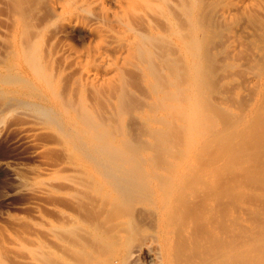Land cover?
Listing matches in <instances>:
<instances>
[{
	"label": "rangeland",
	"instance_id": "obj_1",
	"mask_svg": "<svg viewBox=\"0 0 264 264\" xmlns=\"http://www.w3.org/2000/svg\"><path fill=\"white\" fill-rule=\"evenodd\" d=\"M47 1L22 0V8H25L22 12L24 16L28 15V20L30 19V34L35 33L34 38L43 61H45L44 56L47 57L46 51L50 49L54 51L53 54L55 51L59 53L63 43H69L77 50L89 49L96 43L97 22L95 18L88 17L87 13L79 10L80 6L85 7L80 3L82 0H58L59 4L68 5L73 12L59 11L56 14L49 11ZM227 1L104 0L109 18H115L117 13L145 11L151 8V12L153 10L156 15L159 12L164 14V17L168 15L166 18L168 17L172 24V26L168 24V28V22L162 20L164 24L161 26L160 18L151 17V19L158 28L161 26L160 30L167 28L165 32L176 37V41L183 46V50L177 49V54L175 51L174 54L178 57L182 74L179 75L178 83H181L178 86L181 99L179 97L178 99L185 114L181 109L180 116L175 120L179 127L175 126V122L173 123L174 126L168 130L171 134L167 132L168 135L166 134L161 141L163 145L159 143L160 146L158 144L151 149L148 146L146 148L145 143L154 142V138L152 135H147L138 120L128 117L123 124V137L129 146H134L133 153L137 155L124 147L126 153L129 151L127 158L110 157L108 160L111 161L107 163L106 158L99 167L96 162L95 166L99 169L96 170L93 165L94 160L88 162L89 159L80 157L78 151L76 153L71 151V154L68 149L64 150L67 146L63 137L60 138L56 133V124L39 111V105L12 102L4 105L5 110L0 108V264H90L91 256L95 262L91 264H96L97 259L100 261L98 264H102L103 261L104 264L107 261L109 264H113V261L114 264H162L158 225L154 226L155 223L150 225L136 212L133 213L134 215L131 214L132 208L139 210L143 207H151L155 211H160L162 215L165 212L168 220L166 228L171 232L177 230V233L186 221L197 227L198 217L203 212L202 205L204 208L213 197L215 202L217 196L222 195L225 190L231 191L232 198L227 201L228 204L225 203L224 209L229 207L233 209L234 203H237L235 199L236 201L246 199V202L253 203V198H246L241 193L246 187L243 184L249 185L248 188L259 187L258 189L264 190L262 189L264 187V14L252 12L248 14L249 18L225 21L220 18L219 12L228 5ZM225 2L227 5L224 4ZM146 4L152 7L144 6ZM261 5L264 7V2ZM91 9L98 10L99 6L93 5ZM75 11L79 13L75 14ZM151 12L150 16L153 14ZM155 14L153 17H156ZM244 18L248 21L245 23L256 30V33L253 30L256 34L253 36L255 39L257 37L256 41L252 36L249 42L246 39L238 40L237 36H233L234 28L244 22ZM1 21L0 18V65L5 66L10 52L7 34L4 31L6 28ZM64 22L65 24H62ZM136 25L141 24H134L136 28L133 29L134 32L142 35L145 28L142 27L143 25L138 27ZM138 30L141 32H137ZM175 32L177 34H174ZM253 42L255 44H252ZM110 49L112 48H108L107 52L114 55L116 52L112 49L113 53ZM57 57L56 62H53V69L49 68L48 73L55 72L53 70L57 62L56 66L60 65V55ZM11 74L12 72L3 76L12 82L8 81L0 85V95L8 96L16 93L7 86L14 82ZM251 77L255 82L257 80V83L260 81L259 86L255 83L256 88L248 85ZM65 80L62 79L59 83V89L64 88ZM33 93L34 89H27L22 94L24 97H33ZM182 116L183 121L180 118ZM130 121L131 123L128 124ZM36 123L44 125V128L36 130L34 128ZM176 127L180 129L177 130ZM172 129L176 131L173 133ZM108 163H111L114 169L111 165L107 167ZM100 169H102L101 173L107 171L108 173H105L107 176L112 173L111 177L113 175L114 178L101 174ZM113 170L114 172L109 173ZM118 173L119 176L123 175L122 178L119 177L120 180L115 177ZM85 174L86 182L83 179ZM105 180L107 181L103 182ZM112 181L118 185L114 187ZM100 185L105 190L101 189ZM94 186L96 190L100 187L102 195L98 194L100 190L93 189ZM195 196L197 201L196 198L194 199ZM103 198L105 200L108 198L109 202H104ZM161 202L164 204L163 210ZM194 203L198 204L194 205ZM126 204L132 207L131 211ZM220 205L222 207L223 203ZM193 207H197L199 211L198 209L195 211ZM114 214L120 217L114 219L116 217ZM113 219L114 221H111ZM124 221L125 224L117 225L123 227L121 228L123 230L118 228L112 230L114 227L112 226L110 231L116 233L117 230L115 236L118 235L122 239L114 238L113 234L111 235L113 238H107L111 236L102 228H110L108 225L112 222L116 225ZM95 226L102 228L98 229ZM94 227L98 230H94ZM104 234L108 236L105 237ZM102 237H105L106 244L103 243ZM97 239L104 244L100 245L101 248ZM113 239L116 241L113 243L114 246L111 245ZM117 241H120L119 244ZM107 246L113 249L107 248L108 252L104 254L106 250L103 248ZM98 250H103L101 252L103 256L99 257ZM103 259H106V262Z\"/></svg>",
	"mask_w": 264,
	"mask_h": 264
},
{
	"label": "bare ground",
	"instance_id": "obj_2",
	"mask_svg": "<svg viewBox=\"0 0 264 264\" xmlns=\"http://www.w3.org/2000/svg\"><path fill=\"white\" fill-rule=\"evenodd\" d=\"M227 2H229L228 5L225 2L224 4H226L227 6L223 7L219 12L220 18L225 21L233 19L236 20V18L243 19V17H248V14H251L252 12H259L261 14H264V7H262L261 5L264 0H228ZM47 3L50 7L49 11L53 14H56L59 11L66 13L73 12L72 9L68 7V5L64 3L59 4L58 0H48ZM80 3L85 7H81L78 4V6L81 7H79V10L87 13L88 17L96 19V43L91 48L86 50H77L74 49L69 43H63L59 50V53L58 51H55V54H53L54 51L52 52L50 49H47V57L44 56L45 61H43L41 58L42 55L39 52V46L36 45V39L34 38L35 33L34 35L30 34V19L28 20V15L26 17L22 12V0H0V18L3 21L4 27L6 28L4 31L7 34V41L9 42L8 49L10 52L9 56H7L6 58V65H0V85H4L8 83V81L12 82L6 77H3L5 75H9L10 72H12L11 77L13 78V81L15 83L13 82L7 86L8 89L16 91V93H13L14 95H0V108H3L4 105L8 103L12 104V102H27V104L39 105V111L43 113L46 118L49 119L53 124H56V133L59 134L60 138L63 137L67 146L64 147V150L66 149L65 151H67L68 149L69 153H71V151H74L75 153L78 151V155L80 157H86L89 159L88 162L90 160H94V168L96 170H99L97 169L99 167V164L105 161L106 158L107 160L105 162L107 163L109 161L108 158L110 157L115 158L117 156H122L125 158L126 155L128 156L129 151L126 153V151L123 149L124 147L129 148L132 153L135 152L134 146H129L127 141L123 137V124L125 119L128 117L138 120L145 128L147 135H152V137L154 138V142H144L146 144V148L148 146V148L151 149L159 143L162 144V139L167 134L168 130H170V128L174 126L173 123L175 122L176 118L180 116L182 109V105L180 104L178 99L179 95L181 96V93L179 94L180 90H178V86L181 84H178L181 70L179 68L178 57L175 54H177L176 51L178 52L177 49L183 50V46L180 42L176 41V37H172L165 32V30L167 31L168 26L171 24V21H169L168 17L166 18V16L168 15L164 17V14L162 15L160 12L156 15L152 10L153 14L150 16L152 8L149 10L145 8V11H150L149 13L145 11L134 10L119 14L117 13L115 14V18H109L104 0H84V3L82 0V2ZM93 5H98L99 9L92 10L91 6ZM147 5L148 4L144 6ZM23 10H25V8ZM74 13L78 14L79 12L75 11ZM154 14L156 15V17H153ZM151 17L155 19L160 18L161 21L159 24H162L161 26H163L164 21H166V23L168 22L167 28H165L164 30H160L159 28L161 26L158 28V25L156 26ZM244 19V22H241L239 25H237L236 28H234L233 36H237L238 40L242 41V39H246L249 42V38L251 36L254 37L253 35H256L253 33L254 31L256 33V30L245 23V21L247 20L246 18ZM136 23L143 25L142 27L145 28L144 30L141 29L144 31L142 35L134 32L133 29H136L134 28V24ZM62 24H65V22ZM170 26H172V24ZM63 27L65 26L63 25ZM142 27H139V29ZM141 30H138L137 32H141ZM32 31L34 30H31V32ZM177 32H175L174 34H177ZM252 39H255V37ZM254 42L252 44H255ZM57 44H59V42ZM56 46L54 47L56 48ZM108 48H112L116 53L114 55H111L107 52ZM112 49L110 50L112 51ZM59 55L61 59L60 65H58L57 67V62L54 67L56 70H53L55 72L48 73L47 70L49 68L53 69V62L56 60L55 58H58L57 56ZM251 78L252 79L250 81L248 80V85H253L255 86L254 88H256L260 81L257 83V80L255 82V80H253V77ZM62 79H66V84L64 85L63 89H59V83L62 81ZM27 89H34L33 97L23 96L22 93H24V90ZM182 111L184 110L182 109ZM183 116L180 117L182 121L184 119ZM131 121L128 122V124L131 123ZM175 126H177L176 122ZM34 128L36 130H41L44 128V125L37 124L34 126ZM174 131L176 130L172 129L173 133ZM168 133L169 135L171 134L170 132ZM173 135L175 136V134ZM162 145L161 147H163ZM158 146H160V144ZM165 151L167 150L165 149ZM133 154L137 155V153ZM124 158L122 160H124ZM130 161H133V159ZM96 162H98V167L95 166ZM124 164L125 163H123V165ZM110 165L111 163H108L107 167H110ZM103 167H106V165ZM111 168L114 169L112 165ZM111 168L110 170H112ZM101 170L102 169H100V173ZM102 171H104V168ZM126 171L128 173V170ZM111 172H114V170L109 171V173ZM102 173L104 175L108 172L105 171V173ZM120 173H118V175H115V172L114 175L116 179H119V177L122 178L123 175L119 176ZM82 174H84V171L82 172ZM111 174H108L109 176H107V174L105 175L107 177L114 178L113 175L111 177ZM129 174L130 173H128V175ZM75 175L78 176L77 174ZM135 175L134 177L136 178ZM86 178L87 175L83 178L85 181L82 179V182H86ZM91 178L92 175L89 180ZM143 178L142 179L145 180V177ZM127 180L129 179L127 178ZM106 181L107 180L103 182ZM114 184V187L118 185H116V183ZM243 185H245L246 187L249 186L246 184ZM246 187L243 189V191L240 189L242 193L240 190L239 193H241V195L245 196L246 198H253V203L249 202L248 200V202H246V199H241L242 201L238 199L241 202L236 201L237 199H235V202L240 203H234V206L232 205L234 208L229 209V207L227 208L229 209L227 211V209H224V207L226 208L225 203H227V201L232 198V195H230L232 194L230 193L231 191L228 192L225 190L224 193L220 196H217L216 193V200L218 199L217 203L216 200L214 202L213 197V199L209 200L207 203L205 202L206 205H204V208L202 205L203 212L202 215L198 217L199 219L197 220V227H194L193 224L191 225L190 221H186L185 225L182 226L177 233V230H175V232H171L166 228L165 225L166 221L168 220H166L167 217L164 214L165 212H163L162 215L160 214V211H155L151 207H143L139 210L131 207L133 210L132 212H130L131 208L129 204L126 205L127 208L129 206V212L131 214H135L136 212L137 214H140L142 216V220H146L150 225H153L154 223V226L156 224L158 225L160 230L159 243L162 259L159 255L158 256L161 259L162 264H264V190L258 189L259 187H247L248 189ZM102 188L103 187L101 186V189ZM93 189H95V191L100 190L98 191L100 192L98 193L99 195L102 193L100 187L98 188V190H96V187ZM262 189H264V187ZM103 190L105 189L103 188ZM210 192L212 193L213 191ZM121 193L124 192L121 191ZM220 193H222V191ZM107 194L105 193V195ZM124 195L126 194L124 193ZM233 195H235V193ZM115 198L113 199L116 200ZM155 199L161 200L162 198ZM194 199L197 201L196 196L194 197ZM103 200H105V198H103ZM107 200L108 198L104 202L108 203L109 200ZM191 200L194 201L193 199ZM202 201L204 200L202 199ZM205 201H207V199H205ZM219 202L223 203L222 207ZM190 204L188 206H190ZM197 204L194 203V205ZM161 205V209L163 210L164 204L162 202ZM198 207L200 206L198 205ZM195 209L197 210L198 208L195 207L194 210ZM197 211H199V209ZM193 214L191 216H193ZM198 215H196V217ZM115 216L116 217L114 219L120 217L118 215ZM114 219L111 221H114ZM191 219L194 221L192 217ZM119 224H125V221L124 223L118 222V224L116 225L114 222H112L111 225H108L110 228L107 227L103 229L99 226L95 227L98 229L102 228V230L106 231L105 233H108V235L110 234V236L113 234L114 238L116 239H122V237H119L118 235L115 236L118 232L117 230L116 233H110L112 226H114L112 230H114L115 228L123 230L121 229L123 227L120 228L117 226ZM95 227L93 229L98 230ZM108 235H105V237H107ZM105 237L101 238L103 243ZM107 238L113 237L111 236ZM100 241L99 246L103 244L101 243L102 241ZM114 241L115 239H113L111 245L116 242ZM105 242H107V240ZM119 242L117 244H119ZM108 244L109 243L107 242V245ZM101 247L102 246H100V248ZM107 248L108 246L106 248H103L104 250H106L105 252H103V250H98V255L100 253L99 257L101 255L103 256V253L105 254L106 252H108L107 250L110 249V247L108 249ZM160 248H158V252L160 251ZM112 249L113 248L111 247L110 250ZM95 252L97 253V249ZM101 252L103 253L101 254ZM111 257H113V255H111ZM91 258V262H93V257L91 256ZM108 258L106 259L110 260ZM106 259L103 260H105L106 262ZM98 261L99 260L97 259L96 264H98ZM102 264H104V261ZM106 264H109V261H107Z\"/></svg>",
	"mask_w": 264,
	"mask_h": 264
}]
</instances>
